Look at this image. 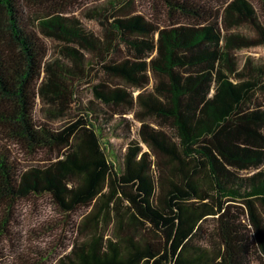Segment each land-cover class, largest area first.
<instances>
[{"label": "trees", "instance_id": "16d2710c", "mask_svg": "<svg viewBox=\"0 0 264 264\" xmlns=\"http://www.w3.org/2000/svg\"><path fill=\"white\" fill-rule=\"evenodd\" d=\"M74 1L0 0V245L47 195L70 243L25 264H264V57L235 54L264 46V0H108L101 33Z\"/></svg>", "mask_w": 264, "mask_h": 264}, {"label": "rangeland", "instance_id": "374dc122", "mask_svg": "<svg viewBox=\"0 0 264 264\" xmlns=\"http://www.w3.org/2000/svg\"><path fill=\"white\" fill-rule=\"evenodd\" d=\"M207 1L216 6L223 3L221 0ZM107 4L108 0H76L72 5L68 6L62 14L64 16H77L84 22L87 28L92 29L96 33H101L102 25L94 13L98 12ZM24 10L28 14V17L34 21V25H37V21L34 17L37 10H43L42 6H34L25 3ZM136 11L146 15L152 13L160 14L154 5L147 0L136 2ZM37 34L48 49L49 60L60 58L67 64L72 65L70 57L67 56V52L63 49L64 43L77 47L85 56L95 59L93 53L87 51L75 42H64L56 38H50L45 36L41 31H38ZM235 54L240 64H243L247 56L255 58L264 57V46L242 48L236 50ZM98 75H100V73H98ZM98 75L96 73L95 78L90 77L89 80L80 84L79 95L83 99V102H87L88 99H93L94 94L90 88V84L101 79V77H97ZM88 81L91 82L89 83ZM260 99L264 103V94L260 95ZM74 106L75 105H73V107ZM77 113L78 111L73 108L71 113L53 120V125L55 127H60L67 124L76 118L75 115ZM43 115V113L38 112L37 117L40 118L43 117ZM22 157L25 156L23 155ZM25 159L26 158H24V160ZM63 221L64 216L59 212L54 201L47 195L38 197L29 196L19 201L16 214V231L18 232L19 239L16 242H5L0 245V264H25L23 256L32 263L37 257V255L33 254L31 249L35 246L43 250L50 248V246L52 248L56 247L58 251L62 252L64 250L62 247L70 243L69 238L71 236L70 229L64 226ZM45 263L48 264V261H45Z\"/></svg>", "mask_w": 264, "mask_h": 264}]
</instances>
